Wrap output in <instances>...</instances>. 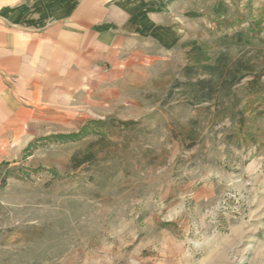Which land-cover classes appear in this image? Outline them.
<instances>
[{
  "label": "rangeland",
  "instance_id": "rangeland-1",
  "mask_svg": "<svg viewBox=\"0 0 264 264\" xmlns=\"http://www.w3.org/2000/svg\"><path fill=\"white\" fill-rule=\"evenodd\" d=\"M167 14L172 45H130L114 78L0 93V264H264V0ZM221 51L252 75L190 104Z\"/></svg>",
  "mask_w": 264,
  "mask_h": 264
},
{
  "label": "crops",
  "instance_id": "crops-1",
  "mask_svg": "<svg viewBox=\"0 0 264 264\" xmlns=\"http://www.w3.org/2000/svg\"><path fill=\"white\" fill-rule=\"evenodd\" d=\"M168 8L169 0H0L1 97L36 96L40 70L60 89L84 70L109 68L114 78L130 45L176 40Z\"/></svg>",
  "mask_w": 264,
  "mask_h": 264
},
{
  "label": "trees",
  "instance_id": "trees-1",
  "mask_svg": "<svg viewBox=\"0 0 264 264\" xmlns=\"http://www.w3.org/2000/svg\"><path fill=\"white\" fill-rule=\"evenodd\" d=\"M227 53L221 51L216 54L214 59L211 62H207L200 66V69L207 78H198L194 82V90L191 93L190 104H196L201 101L208 100L209 98L216 97L217 95L227 94L231 86L239 82L242 78L247 75H252L253 70L248 62L243 61L241 58H237L232 62L227 61ZM191 70V68H187ZM259 80V76L253 75L252 79L247 81L248 85H253ZM220 96V97H222ZM220 103V102H219ZM222 108H226L227 105L221 102ZM99 124L105 123V121H97ZM122 124H128V121H120ZM83 134L85 132V127L82 128ZM98 135L96 142L101 143L104 139L106 140V134L109 130H101L100 128L95 131ZM100 150V147H98ZM97 149H88L82 153V157L79 160H76L74 165H80L88 160L93 159L98 153ZM78 155H74V159Z\"/></svg>",
  "mask_w": 264,
  "mask_h": 264
}]
</instances>
